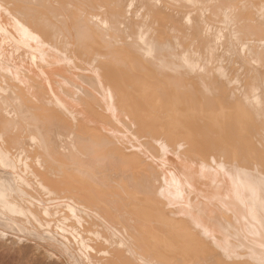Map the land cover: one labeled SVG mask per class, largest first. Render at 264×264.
<instances>
[{
  "label": "bare ground",
  "instance_id": "obj_1",
  "mask_svg": "<svg viewBox=\"0 0 264 264\" xmlns=\"http://www.w3.org/2000/svg\"><path fill=\"white\" fill-rule=\"evenodd\" d=\"M0 213L81 264H264V0H0Z\"/></svg>",
  "mask_w": 264,
  "mask_h": 264
},
{
  "label": "rangeland",
  "instance_id": "obj_2",
  "mask_svg": "<svg viewBox=\"0 0 264 264\" xmlns=\"http://www.w3.org/2000/svg\"><path fill=\"white\" fill-rule=\"evenodd\" d=\"M199 12H200L199 14L205 15L207 12V9L206 10H200ZM204 12H205V14H204ZM220 25L224 27L225 32H227L229 30H233L231 28V26H224L225 25L224 22L221 23ZM213 28L215 30V27H213ZM216 38H218L219 42H220V43H218L217 47H218V53L221 54L226 47L231 48L232 39H235L236 36H235V38H233V36H230V35L229 36H226V35L222 36L220 34ZM221 42H223V43L221 44ZM243 48H244V46L240 47V50H242ZM225 54H228V55H225ZM225 54H223V57H221V59H219V60L218 59H211V61L210 62L208 61V63H214L215 65L216 64H219V65L225 64V65H229L230 67L235 68V69H236L235 66H237L239 64L238 66H240V69H241V66H242L241 64H244V63L242 62L241 59H239L237 57V55H234L235 54L234 52L226 51ZM231 57H232V59H231ZM233 58H235V59H233ZM233 61H234V63H233ZM237 62H240V63L236 64ZM253 62H256L255 64H257L256 60H252V63ZM240 69L238 67L237 70H240ZM242 71H244V68L242 70H240L239 72H242ZM262 107H263V105H262ZM176 128H178V127H176ZM133 135H135V131L133 132ZM162 158H163L162 160H167V159H164L165 156ZM162 165H166V164L162 163ZM178 177H179V179H182L180 173H179ZM118 190H119V192H117V193L113 192L114 198H116V200H120V201L115 200V202L118 205L117 208L120 209V208H122V206L128 207L130 202L129 201L126 202L123 199V197H124L123 190L122 189H118ZM62 196L63 197H61L60 200L64 201V192L62 193ZM65 199L67 200V202L69 204H71L74 207H84V201L79 197H71V198L67 197ZM61 207L63 208L64 206H61ZM85 209L88 211H91L92 214H94L95 216L98 217V213H96L94 210H90V208H87V207ZM61 214H63V213L58 214L57 218H58V216L61 217ZM0 216H2V214ZM5 217L11 221H7V219ZM0 218H1V220H0V264H75V263L81 264V263H83V262H81L82 261L81 257H79V255H80L79 251H80L81 247H80V245L77 244V241L75 240V238L73 236H70V237H72V240L74 239V241H76V246L73 243H71V244H72V246H75V248L76 247L77 248H76V250L71 249L72 251L71 250L70 251L72 253L75 252L76 255L75 254L71 255L70 253L67 252V250L65 248H64V250L62 249V246L64 243H65L64 246L66 247V244H67L66 242L68 241V239H67V237H64L63 234H65V233H62V235L60 234L61 229L58 226H57V228L56 227L54 228L55 234L52 232L54 237L56 238L57 243L54 241H51V243H50V240L46 239L45 235H43L44 237L38 236L36 234V232H34L35 228L39 230L38 226H36V227L33 226L34 228L31 227L30 225L28 226L29 223L27 222V224H26V222H25L26 220L25 221L22 220L23 222L22 221L21 222L20 221L15 222V220H14L15 217L3 216ZM55 218H56V216H55ZM2 219L4 222L2 221ZM12 219H13V221H12ZM16 220H18V219H16ZM79 220L81 222H83L85 225V223H86L85 219L81 218ZM58 221H60V220H58ZM19 222H20L19 225H21V223H22L21 226L18 225ZM180 227H185L184 223H182ZM27 228H31L32 230H29ZM48 229H50V228H48ZM39 231L44 232L41 230V228ZM39 231H38V233L40 235L41 233ZM47 232H49V231H47ZM62 232H64V231L62 230ZM52 233H50V234H52ZM124 233H125V231H124ZM178 233H179L180 237L175 239V240H177L176 243H173L172 245L170 244L171 248L174 249L175 251L181 253V249L184 246L187 247L190 245V248L192 249V251L196 252V248L193 246V244L189 240L188 236L186 235L187 233H185L184 230H181V232H178ZM183 237L187 238V240H183ZM58 243H60V244L57 245ZM187 250L191 252L190 249H187ZM162 253H163V251H162ZM74 256H75V258H74ZM76 257H78V259ZM78 260L80 261V263ZM197 260H198V257H195V255L192 253V255L190 254L189 258L187 259V262H188V264H195ZM67 262H69V263H67Z\"/></svg>",
  "mask_w": 264,
  "mask_h": 264
}]
</instances>
